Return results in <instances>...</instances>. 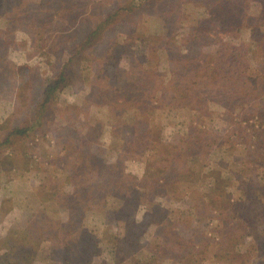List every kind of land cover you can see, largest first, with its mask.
I'll return each instance as SVG.
<instances>
[{"label": "rangeland", "instance_id": "1", "mask_svg": "<svg viewBox=\"0 0 264 264\" xmlns=\"http://www.w3.org/2000/svg\"><path fill=\"white\" fill-rule=\"evenodd\" d=\"M5 2L0 264H76L60 245L71 211L47 194L73 192L81 159L96 164L93 187L118 167L139 223L125 226L112 199L79 211L88 264H264V0Z\"/></svg>", "mask_w": 264, "mask_h": 264}, {"label": "trees", "instance_id": "2", "mask_svg": "<svg viewBox=\"0 0 264 264\" xmlns=\"http://www.w3.org/2000/svg\"><path fill=\"white\" fill-rule=\"evenodd\" d=\"M6 2H5V0H3V1L0 0V8L6 9ZM10 13L11 12H7V13L5 12V15H7L9 18H11ZM261 27H262L261 25H260V27L256 26V27H254V29L260 31ZM96 33H97V31L89 34L87 36L86 40L83 42V45L91 44ZM259 43L262 45L263 44L262 40H260ZM65 79H66V73L62 72L55 79V81H52L54 83L53 85L47 86L46 91H45L46 98H45V101L43 104L44 110L47 109V107H45V105L47 103H51L53 101V96H54L53 90L56 88V85L57 84L59 85L61 82H64ZM17 132H22V130H20L18 128L14 129L13 131L10 132V135H11V133H17ZM10 135H8V134L6 135V137L4 139L6 142L9 140ZM63 159H66V158H63ZM83 161H84V159H81V161H79V162L77 160H74V162H73L74 163L73 164L74 169H72V172L75 173L76 175L65 178V180H67V181L72 180L71 184H73V186H74L72 193H66V191L63 193L61 188H59L60 187L59 185L57 187L54 186V188L44 187V191H46V192H49L50 188L52 189V191H50L47 194L48 198H52V200L56 201L57 203H62V204L64 203L67 206V208L71 211L70 217H69L71 220V223H70L71 228L70 227H69V229L65 228V232L67 234H69V233H71L72 230H74V229H76V230H75V232L73 231L74 233L72 236L65 237L66 241L62 242V244H60V245H65V247H66L65 250L67 252L74 254V258L76 259V264H88L89 262H91L92 257H93L94 251H91L92 248L88 245L89 243L86 244L83 241L86 234L87 233L90 234L91 232H89L88 229H85L84 219H80V218L78 219L77 214L79 211L84 210V212H86L87 209H89V208L92 209L91 203H92V201H94V199H97L96 203L99 204L98 207H96L94 209H98L99 211L101 210L102 212H103V209H105L104 205L108 204L110 199H112L113 201L114 200L117 201L118 204L116 205V207L113 208V212L115 213L114 214L115 217L121 218L122 221L124 222V225L127 226L129 229H134L137 226V224H139V223H137L138 220L136 219V217L132 216L134 211H135V209H133L134 207L130 206L126 202V200H127L126 198L127 197L129 198V195L131 193L130 188H131V186L133 187V185H125L124 181L120 182L119 175H117V171H116V169L118 167L115 166L116 167L115 168L112 165L111 168L113 169V172L104 175L106 177V182L98 184L97 187L96 186L93 187L91 185L92 184L91 181H92L93 176L92 177H90V176L92 173L94 174V172L97 171L96 164L94 162L90 163L89 160L86 161V163H83ZM159 163L161 164V166H159V167L156 164H153L151 166H153L154 169H157L159 171V175H163V173H164L163 163L162 162H159ZM79 168L80 169L82 168V169L80 170ZM255 170L256 169H253L250 172L251 173L250 176L240 178V180L242 181V182H240L241 183L240 187L242 189H244L248 185H254L256 183L253 181V177H252V176H255ZM155 171L156 170H152V172H148V174L146 176V180L148 181V183L146 181H144L143 184L139 185L142 189H145V192H147V193L153 191L154 188H160V187H158V183H159L160 178H159V176H155L156 175ZM167 172H168V170H167ZM165 176L163 177V179L164 178L167 179L166 185H168V186H169V184H171L170 182L176 181V177L169 178V177H165ZM151 178L155 179V182L153 180H151ZM78 179H80V181ZM54 184H55V182H54ZM155 185H157V187H155ZM212 186H213V188H211V191H208L209 194H211V192L215 193L217 191H223L222 186H220L217 179H216V183L212 184ZM133 190H134V188H133ZM134 191H132V192H134ZM43 195L45 196L46 193L43 192ZM73 195H74V197H72ZM78 201L80 202V204L78 203ZM74 202H77V204H75ZM82 205H84V207ZM64 206H61L59 208H63ZM160 210H162L161 212H164L163 209H160ZM43 213L44 212H40V221H42V219H43ZM81 217L84 218L83 215ZM60 249H62V248H59V247L54 248V251H55L54 256L55 257L56 256L58 257L61 254Z\"/></svg>", "mask_w": 264, "mask_h": 264}]
</instances>
